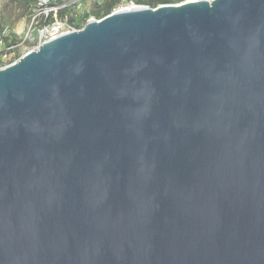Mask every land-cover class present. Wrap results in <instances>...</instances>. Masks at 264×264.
I'll return each mask as SVG.
<instances>
[{
    "label": "water",
    "instance_id": "obj_1",
    "mask_svg": "<svg viewBox=\"0 0 264 264\" xmlns=\"http://www.w3.org/2000/svg\"><path fill=\"white\" fill-rule=\"evenodd\" d=\"M0 264H264V0L114 12L0 70Z\"/></svg>",
    "mask_w": 264,
    "mask_h": 264
},
{
    "label": "trees",
    "instance_id": "obj_2",
    "mask_svg": "<svg viewBox=\"0 0 264 264\" xmlns=\"http://www.w3.org/2000/svg\"><path fill=\"white\" fill-rule=\"evenodd\" d=\"M13 2L16 3L20 12V17L29 24L36 10L39 9V0H13ZM46 2L48 3L46 7H48L49 12L47 16L42 15L35 18L33 22L37 23V26L53 22L56 18L70 29L79 30L87 22L91 20H100L111 14L112 10L121 0H80V2L74 6L66 5L63 0H46ZM133 2L137 6H146L151 9H154L157 4L162 6L173 4L172 0H156L154 3L145 0H133ZM6 28L10 31L8 40H11L13 44L19 42L18 36L11 31L9 22L0 15V32Z\"/></svg>",
    "mask_w": 264,
    "mask_h": 264
},
{
    "label": "built area",
    "instance_id": "obj_3",
    "mask_svg": "<svg viewBox=\"0 0 264 264\" xmlns=\"http://www.w3.org/2000/svg\"><path fill=\"white\" fill-rule=\"evenodd\" d=\"M145 1H151L153 3L156 2V0H145ZM172 1L173 4L171 5H180L186 2H193V1H206L210 3L214 0H172ZM159 6L162 5L157 4L155 8ZM139 7H146V6H136L133 0H121V2L112 10L111 13L117 12L118 10L121 9L130 10ZM44 15L47 16V13H45ZM36 17L37 16H34L31 22L29 23L31 25L29 26V31L26 33L24 39L27 40L28 45L30 44L29 51H34L43 43L48 42L60 35L73 31L72 29L64 25L60 20L56 18L53 20V22L44 23L42 26H37V23L33 22ZM32 26L34 27L32 28ZM9 34L10 31L7 28L0 32V70H3L9 65L15 63L16 61H18V59L21 56H23V54L21 55L18 49L21 43L17 42L13 44L11 40H8Z\"/></svg>",
    "mask_w": 264,
    "mask_h": 264
},
{
    "label": "rangeland",
    "instance_id": "obj_4",
    "mask_svg": "<svg viewBox=\"0 0 264 264\" xmlns=\"http://www.w3.org/2000/svg\"><path fill=\"white\" fill-rule=\"evenodd\" d=\"M63 1L66 3V5L69 6L77 5L80 2V0ZM47 4L48 3L46 2V0H39V9L36 10L34 16L40 17L45 13H48L49 9L48 7H46ZM0 15L4 17L6 21L9 22L11 31H13L18 36V40L21 43L18 49L21 55L28 53V51L30 50V44L28 45L27 40L24 39L26 33L29 31V26L31 24H28L26 21H24L22 17H20V12L16 6V3H14L13 0H0ZM33 27L34 26H32V28Z\"/></svg>",
    "mask_w": 264,
    "mask_h": 264
},
{
    "label": "bare ground",
    "instance_id": "obj_5",
    "mask_svg": "<svg viewBox=\"0 0 264 264\" xmlns=\"http://www.w3.org/2000/svg\"><path fill=\"white\" fill-rule=\"evenodd\" d=\"M126 9H121V10H118L117 12H123V11H125Z\"/></svg>",
    "mask_w": 264,
    "mask_h": 264
},
{
    "label": "flooded vegetation",
    "instance_id": "obj_6",
    "mask_svg": "<svg viewBox=\"0 0 264 264\" xmlns=\"http://www.w3.org/2000/svg\"><path fill=\"white\" fill-rule=\"evenodd\" d=\"M137 6V5H136Z\"/></svg>",
    "mask_w": 264,
    "mask_h": 264
}]
</instances>
